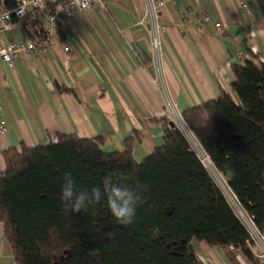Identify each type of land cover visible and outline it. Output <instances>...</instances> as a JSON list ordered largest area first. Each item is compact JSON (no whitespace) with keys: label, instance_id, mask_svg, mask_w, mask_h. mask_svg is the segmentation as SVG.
<instances>
[{"label":"trees","instance_id":"obj_1","mask_svg":"<svg viewBox=\"0 0 264 264\" xmlns=\"http://www.w3.org/2000/svg\"><path fill=\"white\" fill-rule=\"evenodd\" d=\"M0 3L12 7V0ZM254 3L264 18V0ZM33 15L18 20L22 28L24 19ZM36 19L30 23L34 32L25 36L41 33ZM229 71L234 100L218 86L214 99L180 111L179 117L229 195L262 232L264 64L251 56L231 64ZM159 122L161 143L139 162L133 156L132 137L123 140L120 151L110 153L102 151L98 136L67 133H57L55 142L47 145L29 148L20 143L4 150L0 223L12 260L16 264H202L194 244L203 243L220 249L228 264H239L237 254L250 264H261L245 243V228L185 133L168 117ZM133 137L137 139L136 132ZM65 172L84 189L98 185L108 173H123L125 183L142 199L134 223L120 224L104 201L80 214H65L59 198Z\"/></svg>","mask_w":264,"mask_h":264},{"label":"crops","instance_id":"obj_2","mask_svg":"<svg viewBox=\"0 0 264 264\" xmlns=\"http://www.w3.org/2000/svg\"><path fill=\"white\" fill-rule=\"evenodd\" d=\"M99 1L103 9L50 25V47L15 57L9 67L0 62V174L4 150L54 143L57 133L98 136L107 153L132 137L139 162L161 143L159 119L168 116V103L179 113L214 99L218 86L234 100L229 66L251 56L264 64V18L254 0H161L165 31L157 56L138 24L145 0ZM36 14L24 28L15 19L3 24L0 39L32 34L34 18L45 23ZM194 248L202 264H228L218 248ZM11 261L0 223V264Z\"/></svg>","mask_w":264,"mask_h":264},{"label":"built area","instance_id":"obj_3","mask_svg":"<svg viewBox=\"0 0 264 264\" xmlns=\"http://www.w3.org/2000/svg\"><path fill=\"white\" fill-rule=\"evenodd\" d=\"M162 4L161 0H145V8L138 21L139 25H145L148 29L151 47L155 56L158 55L160 50L159 38L165 31L164 26L158 22V10ZM96 7L102 8L99 0H12V7L9 9L4 8L0 3V27L9 22L11 19L18 21L36 13H39L45 21V23L41 22V33L37 36H26L21 41L9 40L7 42H3L0 39V62L9 67L15 57L23 54L34 55L38 53V51L50 47L53 41L50 25H57L64 19L70 18L73 14H87L91 11V9ZM237 56L241 58L243 57V54L239 53ZM167 112L169 121L175 125H179L180 127H178L183 132L185 131V135L189 139L192 147L197 152L201 163L207 168L210 175L211 173H214L216 178L221 180V178L212 170L207 158L199 151L190 135H188V132L181 123L179 113L175 111L174 107L169 103ZM4 131L5 128L3 127V123L0 122V133H3ZM221 184L224 186L223 182ZM219 188L226 196L236 217L247 232V240L245 243L250 248L252 255L256 259L260 260L261 264H264V231H258L254 227L251 216L237 204V202L229 195L225 187V190L221 187ZM10 264L16 263L11 261Z\"/></svg>","mask_w":264,"mask_h":264},{"label":"clouds","instance_id":"obj_4","mask_svg":"<svg viewBox=\"0 0 264 264\" xmlns=\"http://www.w3.org/2000/svg\"><path fill=\"white\" fill-rule=\"evenodd\" d=\"M228 174L233 175L231 171ZM59 198L69 215L80 214L104 201L111 215L125 226L134 223L136 208L142 202L140 194L125 183L123 173H108L98 185L84 189L70 172H65Z\"/></svg>","mask_w":264,"mask_h":264},{"label":"rangeland","instance_id":"obj_5","mask_svg":"<svg viewBox=\"0 0 264 264\" xmlns=\"http://www.w3.org/2000/svg\"><path fill=\"white\" fill-rule=\"evenodd\" d=\"M177 126H179V125H177ZM179 127H180V126H179ZM184 132H185V131H184ZM191 145H192V144H191ZM211 175H212L214 181H215L216 183H218L217 185H218L219 187H221V188L224 190V188H223L222 185L220 184L221 180H220L219 178H216V176H215L214 173H212ZM218 179H219V180H218ZM219 181H220V182H219ZM221 183H222V182H221ZM224 192H226V191H224Z\"/></svg>","mask_w":264,"mask_h":264},{"label":"bare ground","instance_id":"obj_6","mask_svg":"<svg viewBox=\"0 0 264 264\" xmlns=\"http://www.w3.org/2000/svg\"><path fill=\"white\" fill-rule=\"evenodd\" d=\"M212 174V173H211ZM219 180V179H218ZM220 182V181H219ZM222 182V181H221ZM221 182H220V184H221ZM222 185V184H221ZM226 185V184H225ZM222 187L224 188V186L222 185ZM225 190V189H224Z\"/></svg>","mask_w":264,"mask_h":264}]
</instances>
